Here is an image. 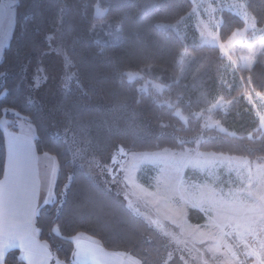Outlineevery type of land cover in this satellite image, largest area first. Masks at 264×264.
Segmentation results:
<instances>
[{
    "label": "trees",
    "instance_id": "16d2710c",
    "mask_svg": "<svg viewBox=\"0 0 264 264\" xmlns=\"http://www.w3.org/2000/svg\"><path fill=\"white\" fill-rule=\"evenodd\" d=\"M15 25L0 60V180L6 147L2 120L15 131L26 119L35 129L38 154L58 161L55 201L39 207L34 221L38 239L63 264L74 260L73 238L85 234L104 250L142 264H171L167 237L125 201L121 171L99 173L116 165L120 150L153 153L197 149L202 153L264 160V128L244 99L246 88L264 92V62L238 69L234 83L222 82L224 57L216 46L186 40L173 27L193 9L192 0H15ZM258 27H264V0H245ZM104 10L98 16L96 8ZM220 37L226 40L245 26L224 10ZM119 26L115 38L97 39L101 23ZM70 66L66 88L47 82L36 96L34 68L53 64L49 39ZM190 61L182 69L184 52ZM153 78L163 90H145ZM216 97L231 101L216 111L225 130L205 127L195 113ZM178 110L181 111L178 113ZM122 148V149H120ZM117 166H114V170ZM201 224L204 215L189 211ZM5 264H25L12 248Z\"/></svg>",
    "mask_w": 264,
    "mask_h": 264
},
{
    "label": "rangeland",
    "instance_id": "374dc122",
    "mask_svg": "<svg viewBox=\"0 0 264 264\" xmlns=\"http://www.w3.org/2000/svg\"><path fill=\"white\" fill-rule=\"evenodd\" d=\"M192 3V11L173 27L186 40L220 49L225 59L222 75L225 86L234 83L238 69L250 70L259 60L264 62V27L256 25L245 0H192ZM15 4V0H2L5 18L0 22V60L13 33ZM224 10L237 14L245 23L244 28L235 30L226 40L220 37ZM96 13L103 16L105 11L97 7ZM117 30L119 26L105 22L97 25L93 33L97 39H113ZM49 40L46 57L54 63L43 64L31 73L34 97L47 82H58L61 88H66L71 68L57 46V37ZM188 54L184 52L182 69L190 61ZM144 77L143 73L128 74L131 81L144 79L142 87L145 90L165 88L157 80ZM244 99L264 128V92L246 88ZM230 106L231 101L216 97L195 116L201 118L205 127L225 130L226 126L216 117V111L225 113ZM178 113L181 115L180 110ZM9 124L6 120L1 122L7 129ZM16 127L24 134L36 137L34 127L26 119L17 122ZM114 162L116 165H101L99 173L121 171L123 182L128 186L124 189L126 203L167 237L173 250L171 264H235L226 246V233L238 232L245 238L264 235V160L202 153L197 149L153 153L123 149L115 156ZM114 166H117L116 170ZM57 168L55 164L47 179L51 193L47 190L46 195H42L44 203L56 199L51 177L55 182L54 170L56 172ZM50 195L52 200H49ZM191 209L203 213V223L189 220ZM80 236L100 245L90 236ZM220 254L226 256L223 261L216 259Z\"/></svg>",
    "mask_w": 264,
    "mask_h": 264
},
{
    "label": "crops",
    "instance_id": "0c3cea01",
    "mask_svg": "<svg viewBox=\"0 0 264 264\" xmlns=\"http://www.w3.org/2000/svg\"><path fill=\"white\" fill-rule=\"evenodd\" d=\"M3 10L0 0V22L5 18ZM2 128L6 159L4 175L0 180V264H5L6 255L12 248L20 250V258L25 264H63L38 239L34 226L39 207L48 204L42 201V195L47 190L51 193V184L48 187L47 179L58 161L53 155L38 154L34 136L15 131L10 124L8 129ZM54 173L55 178L58 168ZM51 178L54 185L56 178L55 182ZM49 200H52L51 195ZM250 237L257 240V251L253 253L264 254V235ZM73 241L74 260L78 264H142L134 257L108 252L84 236L77 235ZM225 257L220 254L216 259L223 261ZM233 261L237 264L234 258Z\"/></svg>",
    "mask_w": 264,
    "mask_h": 264
},
{
    "label": "built area",
    "instance_id": "2783aa9c",
    "mask_svg": "<svg viewBox=\"0 0 264 264\" xmlns=\"http://www.w3.org/2000/svg\"><path fill=\"white\" fill-rule=\"evenodd\" d=\"M227 249L237 264H264V254L257 251V240L243 237L238 232H227L225 235Z\"/></svg>",
    "mask_w": 264,
    "mask_h": 264
}]
</instances>
